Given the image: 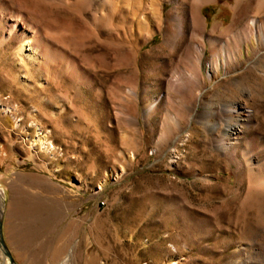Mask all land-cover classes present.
I'll return each mask as SVG.
<instances>
[{
  "label": "rangeland",
  "instance_id": "rangeland-1",
  "mask_svg": "<svg viewBox=\"0 0 264 264\" xmlns=\"http://www.w3.org/2000/svg\"><path fill=\"white\" fill-rule=\"evenodd\" d=\"M161 1L158 23L148 0H0L1 231L15 264L264 253V233L249 236L264 201L242 158L264 176V12L248 26L256 0H213L197 29L191 0ZM233 102L237 130L211 144Z\"/></svg>",
  "mask_w": 264,
  "mask_h": 264
},
{
  "label": "bare ground",
  "instance_id": "bare-ground-1",
  "mask_svg": "<svg viewBox=\"0 0 264 264\" xmlns=\"http://www.w3.org/2000/svg\"><path fill=\"white\" fill-rule=\"evenodd\" d=\"M192 2V12H191V26L193 28H203V22H202V19L199 15L198 12L200 7L204 4H207V3H210L212 2L213 0H191ZM244 0H235L236 2V6L235 8H238V6L243 2ZM178 3V2H177ZM184 3V0H181L178 5H181ZM146 8H149L150 7V11L152 13V15H154L155 19L157 20V22L159 23L160 20H161V17H162V13H161V9H162V1L161 0H148V2L146 3ZM154 5H155V8H154ZM142 6V4H141ZM140 6V7H141ZM139 7H136V9H138ZM144 8V7H143ZM145 8V9H146ZM148 10V9H147ZM255 10H256V18H251L249 19V24L248 26H254L256 27V24L259 22V20L257 19L258 15L260 13H263L264 12V0H256L255 2ZM152 18V17H151ZM259 26L260 28L262 29L264 27V23L262 22H259ZM229 29H226L225 31L221 32V33H224V32H228ZM228 34V33H227ZM262 36V45L264 46V33L263 31H261V34ZM243 33L242 31H240L237 35L234 36V40L236 41L237 40V37L239 38H243ZM193 37H195L196 39H198V36L193 34ZM203 39L205 40V36L204 35H201L200 36V39ZM244 39V38H243ZM234 40L232 42H234ZM209 44L210 47H215L217 44L220 43V40L218 39H214V38H211V36L206 40ZM231 39H227L224 43H223V47L221 49L222 53H224V57H225V60L227 61L228 59H231V56H228V59H227V56H226V50H225V47L228 45L227 42H230ZM231 43V42H230ZM193 52L195 53V55H197V57L199 59L202 58L203 56V53H202V50L200 48L199 45H195L194 46V49L192 48ZM264 56V52L263 53H256L254 56H255V60H254V66L255 67H264V61H261L260 58L261 56ZM233 58V57H232ZM208 77L211 78V74L209 73L208 74ZM238 85V88H239V93L241 95V97H245L247 94H250V89L247 88V87H242L240 85L239 87V84ZM242 98V100H243ZM246 100V99H245ZM225 107H228V113L226 114L227 116V119L230 121L228 122V120H226L225 122V127L223 129V131L221 132V134L219 135H213L214 137H212L211 139V144H219L220 146L223 144V141L225 140V137L234 133L237 128H238V123L236 121L233 120L234 118V115L232 114L233 112H236V104L233 102V103H226L225 104ZM244 112V111H243ZM238 116L241 117V115L238 113ZM247 118L249 117V114L248 115H245ZM207 125H209L210 123H206ZM206 126V125H205ZM39 145L42 149H46L48 150L49 147L48 145L46 144L45 140L42 139L40 140L39 142ZM218 145V146H219ZM242 158L244 160V162L247 164V167L249 169V178H250V186L252 185L253 187H248V192L250 193H255L256 195H260L262 196V199L261 202L264 201V176L260 175V176H255L254 177V171H256L258 168H256L255 166V160H254V156L253 155H250L247 151L245 152H242ZM263 166V165H262ZM261 167V166H259ZM262 168V167H261ZM258 171V170H257ZM260 171V170H259ZM261 174V173H259ZM0 220H2V215L0 213ZM264 233V220H262L261 223L257 224L253 230L251 231V240L255 243L256 240L260 237V235ZM4 240V239H3ZM6 245V244H5ZM7 247V246H6ZM1 249V247H0ZM8 249V248H7ZM2 250V249H1ZM239 250V249H237ZM7 258V257H6ZM244 259V258H243ZM244 263L245 264H264V253L263 251H260V250H254L252 253H247L245 259H244ZM4 264H10L8 259H5V262ZM15 264V262H14Z\"/></svg>",
  "mask_w": 264,
  "mask_h": 264
},
{
  "label": "water",
  "instance_id": "water-1",
  "mask_svg": "<svg viewBox=\"0 0 264 264\" xmlns=\"http://www.w3.org/2000/svg\"><path fill=\"white\" fill-rule=\"evenodd\" d=\"M1 226H2V221L0 220V247L2 249V253L5 257H7L10 264H14V260L12 259V256H11L10 252L8 251V249L4 243V240L2 237Z\"/></svg>",
  "mask_w": 264,
  "mask_h": 264
}]
</instances>
